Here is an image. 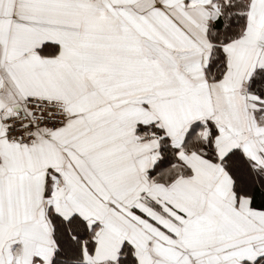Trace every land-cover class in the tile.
Segmentation results:
<instances>
[{"label": "snow or ice", "instance_id": "snow-or-ice-1", "mask_svg": "<svg viewBox=\"0 0 264 264\" xmlns=\"http://www.w3.org/2000/svg\"><path fill=\"white\" fill-rule=\"evenodd\" d=\"M0 264H264V0H0Z\"/></svg>", "mask_w": 264, "mask_h": 264}]
</instances>
